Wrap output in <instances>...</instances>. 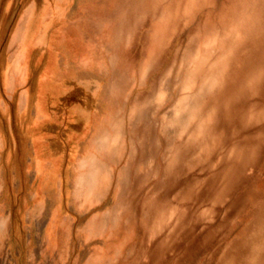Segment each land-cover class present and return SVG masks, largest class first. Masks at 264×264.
<instances>
[{"label":"rangeland","instance_id":"obj_1","mask_svg":"<svg viewBox=\"0 0 264 264\" xmlns=\"http://www.w3.org/2000/svg\"><path fill=\"white\" fill-rule=\"evenodd\" d=\"M245 1L0 0V264H264V112L168 119Z\"/></svg>","mask_w":264,"mask_h":264},{"label":"bare ground","instance_id":"obj_2","mask_svg":"<svg viewBox=\"0 0 264 264\" xmlns=\"http://www.w3.org/2000/svg\"><path fill=\"white\" fill-rule=\"evenodd\" d=\"M240 8L239 12L235 9L230 13L225 21L227 26L210 35L214 41L189 64L171 118L168 117L169 121L182 123L185 132L193 134L196 129L198 140L209 128L215 133L213 145L216 134L225 135L227 123H232L233 119L236 131L242 132L249 121L264 112V104L247 101L258 93L259 81L264 76V57L261 60L259 56L264 53V0H246ZM240 63L244 64L241 73L244 72V77L239 76L238 84L227 88ZM231 144L229 152L244 146L239 141Z\"/></svg>","mask_w":264,"mask_h":264}]
</instances>
